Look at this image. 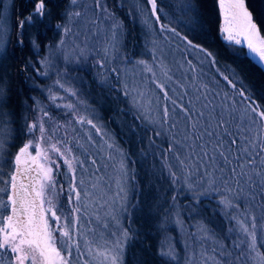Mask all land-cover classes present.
I'll return each instance as SVG.
<instances>
[{
    "label": "rangeland",
    "instance_id": "rangeland-1",
    "mask_svg": "<svg viewBox=\"0 0 264 264\" xmlns=\"http://www.w3.org/2000/svg\"><path fill=\"white\" fill-rule=\"evenodd\" d=\"M11 2L12 0H0V56L3 53L2 45L7 43L9 37L8 31L10 28L8 27L7 20L9 18ZM77 4H79L80 7L75 10L81 11L83 15L79 18L78 23L74 21L69 25L72 28V34H70L65 41V50L71 53L76 45L82 47L83 45L81 42L84 41L87 36L89 43L95 45V48L92 49L93 56L90 59H78L77 56L72 55L71 62H67L64 59V55L61 54L58 58H53L51 67H47L39 63L49 54V47L46 48L45 54L38 61V66L34 67L35 76L45 81L44 83L40 81L37 82L39 89L48 100L49 105L55 109L56 113L68 112L69 115L65 117L64 120L63 118L61 120L55 118L54 115L56 114L54 112L42 109V105L40 104L37 106L33 100V123H38L41 120L43 111H46L48 112V119L45 127L49 135L51 132L55 131L56 125L59 124L62 125V127L59 129L57 136L50 138L47 142L41 139V132L39 128H37L34 137L30 136L25 142L29 143L31 141L27 156H22L20 160V166L22 168H28L32 166L33 159L37 158L39 153V158L35 160V163L44 169L51 167L53 173L52 179L55 183L54 187H46L44 190L42 196V199L45 201L44 207H52L53 205L60 204V201H58L56 197L57 189L60 187V184L56 180V174H60L62 171V185L67 179L72 181L71 177L73 173L68 163L65 161L67 160L72 163L73 167H75L74 158H78L80 161L85 162L83 168L78 169L75 175L77 181L84 182L80 185V188L84 189V191L81 192L80 206L87 215L88 222H85V214L81 215L79 218L78 232L84 236V240L90 239L91 241L88 243L78 241V243H81V251H79V256H77L76 253L72 254V257L75 258V262H77L75 264H110V257L107 261L104 259L105 255L108 254L106 248H112L116 241L119 240L120 246L123 249L126 241L124 239L125 229L123 222L128 210L129 197L132 192L131 180L133 175L130 165L132 161H134L133 159L129 161V157L125 150L116 143L115 136L104 127L100 119L101 115L98 108L89 103L90 101L87 95L83 93V90L76 83V75L81 69L85 70L98 85L101 86L104 84L110 89L119 91V96H117L116 93L110 92L115 102L118 103V99L122 98L126 101L127 107L132 115H140L143 117V119L135 120L138 125L142 126V123L148 127L147 134L143 136L144 140L142 138L143 150H141V152L144 154L147 153L149 143L156 144L154 143V138H152L153 135L155 137L158 135L161 138H165L169 140L171 144L175 142V147L169 155L166 153L164 156L158 154L161 152L158 151L159 149H157L156 145L150 149L151 152L159 158V161L154 162L155 167L154 172H152L153 179L160 177L164 179L162 175V170H164V176L169 178L168 180L172 184H167V186L162 188L161 185L160 188L157 189V195L161 194L158 201H162V198H165L164 194L170 192L168 197L163 200L165 201V203L162 202L163 206L162 203L160 204L161 211L159 213V222L157 221L156 223L160 235L159 252L161 253L163 251L168 253V255H164V257L178 261L181 264H262L260 255L264 253V247L260 245L264 244V118H261L259 113L253 115L250 108V110L243 109L239 102L235 101L234 103L228 104L227 99L223 96L213 98L208 95V100H211L212 103L209 104L206 115H210L213 106H224V116L225 119L228 120V125L231 123V119H233V124L228 126L229 131L233 135L238 136L241 141L244 139L248 140L247 145H241V151H243L244 147L248 148V155L252 159L253 166H247V161L243 156L240 158V163L245 165L243 171L247 173L243 179L248 181L249 177H251V181L247 184H240V187L243 188V192L228 193L227 199L231 202L230 207L219 203L221 200L225 199V196L219 194L216 190H212L210 183L202 181L200 175L195 176V184L198 185L199 183H203L204 186L198 188V194L203 193V195H199L197 198V195H194L188 190L189 181L186 178L187 173L184 172L183 169H179V166L177 176L180 180L181 187H177L172 183L168 173L170 170L169 165L177 164L176 157L178 155V150L184 148L183 139L185 136L186 120L185 113L181 111V107L187 106L192 108V118L187 122L190 125L198 120L195 114L201 112L203 110V105L206 103V101L201 99L194 91L193 83L188 77L189 68L181 62L180 53L176 49L160 45V42H158L159 44H155L154 49H152L149 54L148 50L145 48L142 51L144 55L141 56L133 57L125 54V51L122 49L124 35L120 36V43L122 46L119 48V57H116L115 54L111 55L106 66L102 69L98 68L97 61L101 59V56L95 53L103 52L105 34L111 36V32L108 31L111 25H105L103 21L105 18H111L114 23L121 24V20L115 18L113 14L109 15V10L104 2H102V6L105 9L104 14H101V10L87 0H77ZM119 5L120 7L123 6L122 4ZM122 12L126 15L125 12H127V9L125 8ZM91 21H95L96 23L95 26L92 27L91 32H88L89 23ZM139 22L141 23L140 20ZM226 25L227 26H222L220 23L221 36L223 40H225L224 37L231 32L233 35L232 42L235 43L237 39L236 33L231 24L227 23ZM224 28H228L229 32H223L222 29ZM121 31L124 33L123 26ZM62 34L63 29H61V35ZM77 34H79L78 40L76 39ZM61 35H59L53 45L60 41ZM93 36L96 37L95 40L92 39ZM126 55L133 63H127L125 60ZM138 60H144L147 64L152 65L153 71L145 73L141 67L135 65V61ZM69 66L72 67L69 68ZM114 68L120 70L118 74L112 71ZM38 73H47V76L38 75ZM117 76L119 79H117ZM58 79L64 84V89H69L72 92L78 93V95L72 96L69 92H65L64 89L53 86ZM126 83L129 85V91L131 92L127 100L124 98V85ZM157 85H163V90L158 88ZM134 89H138L143 95H137V92L133 91ZM165 92H167V99L164 95ZM50 96H55L60 99L53 102L49 99ZM132 96H137L142 105L139 112H137V109L131 107ZM57 104L72 105L75 110L72 111L65 107L58 108L56 107ZM165 107L169 109L167 123L162 122L163 109ZM242 109L246 112L240 111ZM217 111H219V107H217ZM81 117L84 118L83 124L73 123ZM88 120H92L94 124L100 127L101 133L104 135H98L95 130L86 123ZM116 121L120 125H126L123 114H118ZM173 125H175V127H173ZM63 126L67 127V132ZM7 129V126L4 125V140L6 136H8ZM89 137H91V139H89ZM72 140H75L80 147L74 148L73 152L69 154L71 156L66 155L57 158L50 150L52 146L57 145L58 141H62L65 147H68L67 141L70 142ZM147 140L150 141L148 142ZM109 144L112 145V149H109ZM189 144H192L191 140H189ZM33 145L36 147H33ZM18 151L19 149L17 152ZM63 151L64 149L61 148V152ZM164 152L166 151H163V153ZM2 153L3 152H0V160H2ZM188 154L187 148H184L183 157L186 158ZM231 155L234 158L236 156V151L233 150ZM15 156L13 158L12 171L15 170ZM93 159L96 160L95 164H92ZM140 159H142L141 156L140 158L138 157V160ZM147 159L145 160L146 162ZM50 161H54L55 164L60 165L59 171H57L53 164L49 163ZM216 166V164H212L209 168V172H212ZM234 166H236L235 161L228 167L231 168ZM192 168L193 173H195V166L193 165ZM145 170L147 169L143 167L144 172ZM200 171L203 173L204 170L201 169ZM240 171L241 169L237 167V172L239 173ZM67 175L69 176L67 177ZM212 178L213 177L210 176L209 181ZM214 178L217 181L227 179V169L223 177L220 172H215ZM19 182L20 181H18V183ZM118 182H122V186L126 188V199L117 201L114 205L113 198L116 195ZM24 183H27V181H24ZM35 183L39 185L41 182L40 180H35ZM230 183L232 188H236L238 181L233 177ZM70 185L72 186V182ZM63 186H61L62 190H64ZM219 187L227 193L228 190L224 188L222 184H220ZM80 188H78L77 191H79ZM37 190H40L39 187H37ZM85 192H87V195L84 194ZM8 194H11L10 184ZM179 194L188 197L187 201L184 203L185 205L183 204L182 206L185 208L186 206L189 207H187L188 210L186 213L192 219L190 229L186 228V223H184L176 200L173 201L172 196L175 195L178 197ZM206 196L214 197L217 200V204H211L210 207H215L220 213L222 212L225 214L228 210L233 211L230 217L234 222H231V225L233 223V231L230 233L231 239L229 240V246H226L223 239L217 238L214 232H211L209 229L208 232L201 231V228L206 227L197 217L192 216L193 208L190 202ZM47 201H51V204L47 203ZM62 205H64V203ZM73 208L75 207L73 206L72 209ZM169 208H171V212H167ZM8 214L9 213H6L5 215ZM56 214L61 218V225H63L64 217L68 215L66 209L64 208L63 211ZM253 218H255L256 225L259 229L257 251L252 253V256L256 257L255 260L251 259L249 255L248 244L244 242L245 234L239 230L244 220L248 221L244 226L250 229ZM211 219L216 226L220 227L221 221L215 218L213 213L211 214ZM50 225L51 227L56 226L51 222ZM54 235L59 239L58 233ZM205 237L207 238L205 239ZM0 238H2V234H0ZM18 243L19 241H17V244ZM237 244H239L240 247H235ZM178 246L183 249L180 253ZM56 247L60 248L61 246L57 244ZM63 247L67 249L68 244L65 243ZM177 249L178 253L176 251ZM75 252L77 251L75 250ZM221 252L223 253V257L227 259L222 258V256L218 254ZM24 254L29 256V260H26L25 264H30L33 256L36 258V264H41L42 258L38 250L24 245L21 252L17 255ZM60 255L64 257L65 260L69 259L67 251L62 250ZM205 256L207 259H205ZM11 259L13 264H15L16 257L13 256ZM56 260L57 264H60L59 258H56ZM0 264H8V256L5 255L0 257Z\"/></svg>",
    "mask_w": 264,
    "mask_h": 264
},
{
    "label": "snow or ice",
    "instance_id": "snow-or-ice-1",
    "mask_svg": "<svg viewBox=\"0 0 264 264\" xmlns=\"http://www.w3.org/2000/svg\"><path fill=\"white\" fill-rule=\"evenodd\" d=\"M30 3L33 5V10L26 16L23 20H19L16 22V25L19 28L18 39L16 41V46L21 50L24 49L26 41L24 36L25 26H32L33 24L39 25L43 24L45 18H55L59 17V21L55 24L56 32L58 35H61V29H63V34L61 35L60 41L57 44L49 45V54L44 57L39 63L44 66L51 67L53 58H58L61 54L64 55V59L67 62H71L72 55L77 56L78 59H90L93 56L92 49L95 48V45L90 44L89 40L86 36L85 40L82 41V47L80 45H76L71 53L66 52L65 50V41L67 37L72 34V28L69 26L74 21L78 23L79 18L83 15L81 11H76L75 9L79 8L80 5L77 4V0H30ZM63 3V7L61 8V4ZM96 8L101 10V14H104L105 9L102 6V0H94ZM146 3L151 5V13L150 15L155 17L156 21L161 19L160 13L164 12L162 7H158V0H146ZM159 3H163V0H159ZM218 7L221 10L227 9V11L231 12V19L229 20L227 15L225 19L230 24L232 20H236L238 18L243 20V27L241 29V34L245 36V39L248 40L247 48L250 54H258L259 59L264 61V39L260 38V28L258 24L254 21L252 13L249 11L246 6V0H217ZM201 0H183V3L180 5V10L185 14H190L191 24L186 25L189 31H194L196 25H200L203 27L202 23V13L200 12ZM95 21H91L89 23L88 32H91L92 27L95 26ZM103 23L105 25H111L108 31L111 32V36L105 34L104 43H103V52H96V55H100L101 59L97 61L98 68H104L108 63V59L111 55L115 54L116 57H119V48L122 46L120 43V36L124 35L122 33V25L114 23L111 18H105ZM169 23H177L180 25L182 22L176 21L175 18H169ZM48 25H45L47 28ZM162 32H171L172 34L179 37V33L176 32L175 28H169L167 24H162L161 29ZM223 32H229L228 28L222 29ZM98 34V33H97ZM39 35V29L37 30V36ZM249 36H255L256 39L260 43V47L257 46L256 43L253 42L252 39H249ZM76 39H79V34L76 35ZM93 40L96 39L95 36L92 37ZM183 41H186L187 47L189 49H194L198 53L203 55L205 61H207L208 66L210 68H215V76L218 80H222L226 86H230L233 90H236L237 83H240L239 89V97L241 100L249 101V107L251 108L252 114L256 115L257 110L259 109V105L256 104L254 100H250L249 96L246 95L248 89L244 86L241 80L236 79V70L230 69L231 75L225 74V72L221 71L219 68V55L220 53L216 51H212L207 47H204L200 43H195L194 40L189 39L188 36H184L181 38ZM226 43L224 44V48L231 52L232 55H237L238 53L234 50L232 41L233 35L231 32L227 36L224 37ZM11 41V37H8V42ZM27 44L30 46V50L33 51L34 55L39 54V50L43 47V43L39 41L37 38H31L27 40ZM235 44H241L240 40H236ZM155 46V45H153ZM4 48L3 56L6 58L7 49L6 44H3ZM135 47V45L133 46ZM127 63H133V61L127 57H125ZM115 62V61H113ZM189 65H191L192 61L188 60ZM135 65L141 67L145 73H149L153 71V66L147 64L144 60L135 61ZM29 67H35L31 60L28 61L27 64H24L21 72L27 71ZM194 70V69H193ZM58 71V70H57ZM112 71L119 73L118 68H114ZM38 75H45L47 73H38ZM117 79L119 77L117 76ZM53 86H58L60 89H64V84L58 79ZM34 87H38L35 86ZM158 88L163 90V85H157ZM124 98L127 100L131 95L129 91V85L126 83L124 85ZM205 91H208L207 85H204ZM65 92H69L70 95L75 96L78 95L76 92H72L69 89H64ZM133 91L137 92V95L142 96L143 93L139 92L138 89H134ZM11 85L10 80L7 78V74H0V152L5 151L4 144H10L12 142L11 133L14 131L13 129H7V132L10 136V139L5 141L3 139L4 135V125H11L15 121L12 119L14 116L15 110L9 109L8 105L12 100L11 96ZM165 98L167 99V92L164 93ZM214 96L216 94H213ZM27 99L35 100L33 97H28ZM49 99L51 101H56L60 99L55 96H50ZM206 103L203 105V110L195 115L198 117V120L195 123L188 124L187 122L191 120L193 110L190 107L182 106L181 111L185 113L186 127H185V136L183 139L184 148L188 150V156L183 157L184 148H180L178 150V155L176 157L177 164L169 165V177L172 180V183L177 187H181L180 180L177 176L178 166L179 169H183L184 172L187 173L188 190L192 192L194 195H203V193L198 194V188H202L203 183L195 184V176L200 175L201 180L204 182H209L212 190H216L219 194L224 195L225 199L221 200L219 203L224 206H231V202L227 199L228 193L231 192H243V188L240 187L241 183H250L251 177H249L248 181H245L243 178L247 175L243 171L245 168L244 164L240 163V158L243 156L247 161V166L252 167V159L248 155V148L244 147L243 151H241V145H247L248 140H240L238 136L233 135L229 131L228 120L225 119L224 106H213L211 109L210 115H206L208 111L209 104L212 103L211 100H208L207 97H203ZM22 104H26V101H22ZM36 105L39 106L40 102L35 101ZM56 107H65L74 111L72 105H59ZM131 107L139 109L142 107L137 96H132ZM175 107V106H174ZM217 107H219V111H217ZM230 107V106H228ZM230 115V113H229ZM259 116L264 118V109L259 110ZM7 118V119H5ZM169 118V109L165 107L163 109V121L164 123L168 122ZM48 119V112L43 111V115L41 120L38 123L29 124L27 119H24V123L22 125L25 128L26 135L33 136L37 128H39L41 132V139L44 142H47L50 138H54L59 133V129L62 125H56L55 131L51 132L50 135L46 131V123ZM133 119H143L142 116L137 115L134 116ZM214 122V123H213ZM73 123H84V118L81 117L79 120L74 121ZM90 125L98 135H104L101 133V128L92 122V120H88L86 122ZM65 127V131L67 132V127ZM175 127V125H173ZM66 139V138H62ZM91 139V137H89ZM189 140L192 141V144H189ZM31 141L29 143H25L22 147L19 148V151L15 156L14 167L15 170L12 171L8 180L2 181L5 187L0 188V234H2V238H0V257L8 256V264H13L12 257L15 256V264H25L26 260H29V256L27 254L17 255L21 252L24 245H27L29 248H34L39 251V255L42 258L41 264H57L56 258H59L60 264H71V252L72 249L75 248L79 251L80 245L76 241L79 236L78 232V222L81 214L80 207H75L71 210V213L64 217V224L61 225V218L57 216V211H60L59 205H53L52 207H44L45 201L42 199L44 190L46 187H54V181L52 179L53 173L51 167L48 169H44L40 165L35 163V160L39 158V153L37 158L33 159L32 166L28 168H22L20 166V160L22 156H27L28 149L30 147ZM33 147H36L33 145ZM80 146L77 144L75 140L69 142V146L65 147L62 141H58L57 145L51 147V151L57 156V158L64 157L68 154H71L74 148H79ZM109 149H112V145H108ZM175 147V142L169 145L168 152H171ZM61 148L64 149L61 152ZM236 151V156L233 158L231 153L232 151ZM162 156L166 155L165 153H161ZM75 167L73 164L68 163L70 170L73 175L72 179V187L69 189V204L76 203L79 205L81 199V192L84 191L83 188H80V185L83 184V181H77L75 173L78 169L83 168L84 161H80L78 158H74ZM235 161L234 167L229 168V165L233 164ZM11 161H3L0 160V164ZM27 163V161H26ZM50 164H53L57 171H59L60 165L55 164L54 161H50ZM96 160H92V164H95ZM212 164H216L217 166L213 169L212 172H209V168ZM195 166V173H193L192 166ZM237 167L241 169V171L237 172ZM201 169H203V173H201ZM228 171V178L217 181L215 177V172H220L221 176H224L225 170ZM0 175H4L2 167H0ZM213 177L209 181V177ZM235 177L238 181L236 188H232L231 179ZM35 180H40V184L37 185ZM18 181H20L18 183ZM27 181V183H24ZM11 186V194H8V185ZM222 184L224 188L228 191L225 193L223 189L219 187ZM39 187V191L37 190ZM80 188L79 191L77 189ZM61 191H63L61 189ZM75 193V197L71 195V193ZM87 195V192L84 193ZM4 196H7V199H3ZM122 199H126V188L122 186V182H118L116 195L113 198V204ZM177 199V196H173V201ZM239 202V201H237ZM47 203L51 204V201H47ZM167 212H171V208L167 210ZM5 213H9L5 215ZM50 214V215H48ZM51 223H54L56 226L51 227ZM248 223L247 220H244L240 226V231L245 234V243L248 244L249 255L251 259L255 260L256 257L252 256V253L257 251V245L259 241V229L256 225L255 218H253L252 226L249 229L245 227ZM201 231L208 232L209 230L206 228H201ZM55 233L59 234V239L54 235ZM207 237H205L206 239ZM124 239L127 240V230L124 232ZM17 241L19 243L17 244ZM67 243L68 247L65 249L63 245ZM59 244L61 247L57 248L56 245ZM264 247V244L260 245ZM235 247H240L239 244L235 245ZM67 251L69 254V259L65 260L64 257L60 255L61 251ZM106 252L104 259L107 261L110 257V264H119L120 255L122 254V248L120 246V241L117 240L112 248H106ZM115 253V254H113ZM54 254V255H53ZM162 256L168 255V253L161 252ZM223 257V253H218ZM205 259L207 257L205 256ZM260 260L262 264H264V253L260 255ZM30 264H36V258L33 256L31 258Z\"/></svg>",
    "mask_w": 264,
    "mask_h": 264
},
{
    "label": "trees",
    "instance_id": "trees-1",
    "mask_svg": "<svg viewBox=\"0 0 264 264\" xmlns=\"http://www.w3.org/2000/svg\"><path fill=\"white\" fill-rule=\"evenodd\" d=\"M87 1L92 2L95 5L94 0ZM102 2L106 3L109 15L113 14L115 18L121 20L125 32L122 46L125 54L133 57L144 55L142 51L145 48L144 46L146 43L151 44V47L146 49L148 50V54L154 49L155 46L153 45L158 42H160V45L172 47L180 53L181 62L189 68L188 77L193 83L195 93H197L201 99L205 96L208 99V95L213 98L223 96L227 99L228 104L236 101L240 103V106H242L243 109H249V101L241 100L239 97L240 83H237L236 90H233L230 86H226L222 80H218L215 76L216 69L210 68L207 61L204 60L203 55L194 49H189L186 41L181 39L184 36H188V38L194 40L195 43H200L204 47L220 53L218 57V66L220 70L225 72V74L231 75L230 69H235L236 79L241 80L242 78V83L248 89L246 95L249 96L250 100H254L256 104L259 105L257 113H259L260 109H264V71L246 56L244 49L240 45L231 42L234 50L238 53L237 55H232L231 52L224 48L226 41L223 40L220 32L221 18L217 0H201L200 12L203 14V27L196 25L194 31H189L186 27V25L191 24V20L190 14H185L180 10V5L183 3V0H163V3H159L158 0V7L164 9V12L160 13L161 19L159 21H156L155 17L150 15L151 5L147 4L146 0H102ZM119 4H122L123 6L120 7ZM246 5L252 13L254 21L258 24L261 30L260 34L264 39V0H246ZM62 7L63 3L61 4V8ZM125 8L128 12H125L126 15L122 12ZM32 10L33 5L30 3V0H12L9 17L15 18L16 15L26 17ZM169 18H175L176 21L182 23L180 25L177 23H169ZM58 21L59 17L52 19L45 18L43 24H33L32 26L27 25L28 29L25 28L24 31L26 44L23 50L16 46V41L18 39V36H16L18 35L16 28L11 29V33L9 34L11 41H7L6 44L7 56L6 58L2 56L0 59V74H7L12 89V100L9 103L8 108L15 110L14 116L12 117L15 122L11 125H5L8 129L10 128L14 131L11 133L12 142L7 145L2 154V160L11 161V163L4 162L0 164L4 173V175H0V188L5 187L2 181L8 180L12 173L15 153L27 141V138H30V136L25 134L26 129L22 127L24 119L27 118L26 114L29 104L33 101L32 99L27 98H35L34 101H39L42 105V109L54 112L56 114L54 115L55 118L60 120L63 118L64 120V118L69 115L68 112L56 113L55 109L49 105L48 100L42 92L39 89H36L38 87H34V85H38L37 82L39 81L43 83L45 82L42 78H38V76L36 77L32 72L29 74L21 72V67L25 64L26 58L31 56V50L30 46L27 44V40L37 38L42 43L45 41L51 42L55 38V24ZM162 24H167L169 28H175L176 32L179 33V37L171 32H162L160 30ZM45 25H48V27L45 28ZM40 28L43 29V32L46 30V35L41 32ZM38 29L39 35L37 36ZM134 45L135 47H133ZM189 59L192 61L191 65L188 63ZM76 78V83L83 90V93L87 95L90 101L89 103L98 108L101 115L100 119L103 122L104 127L115 136L116 143L125 150L129 157V161L130 159L134 160L132 161L133 165L129 162L131 164L129 165L132 168L133 175L131 180L132 192L129 197L128 210L123 222L124 229L127 230L128 239L124 243L119 264H181L178 261L171 260L160 254V235L156 224L157 221L159 222V213L161 211L160 204L162 202L165 203L163 200L166 199L170 193L164 194L165 198H162V201H158L161 194L157 195V189H159L161 185L162 188L167 186V184H172L168 180L169 178L164 176V170H162L164 179L161 177L153 179L152 172H154V162L159 161V158L151 152L150 149L156 145L159 152L162 153L163 151H166L164 153L169 155L170 152H168V149L171 144L170 141L153 133L157 135V137L154 135L152 136V138H154V143L156 144L149 143L147 153L144 154L141 152V150H143V136L147 134L148 127L142 123V126L136 123V119H133L134 115L130 113L126 101L119 98L118 103L115 102V99L111 96L110 92L116 93L117 96H119V91L96 86L90 75L83 69L79 70ZM204 85H207L208 91H205ZM213 94L216 95L214 96ZM22 101H26V104H22ZM243 109L240 111L246 112ZM118 114H123L126 124L125 126L124 124H121V126L116 121ZM232 124L233 119H231V123L228 126H231ZM67 145L69 146L68 141ZM68 156L71 155L68 154ZM140 156L142 159L138 160V157L140 158ZM146 159L148 164L145 161ZM143 167L147 169L145 172L143 171ZM68 176L69 175H67V177ZM56 177V180L60 184V187L57 189L56 197L57 200H62V202L65 203L64 208L66 209L67 214L69 215L71 213L73 206L80 207V216L85 214L80 203L79 205L76 203L69 204V189L72 187L70 185L72 181L70 179L65 180L63 183L65 186H63L62 171L60 174H56ZM61 186L64 187L63 191H61ZM7 187L9 189V185ZM64 191L67 192V197L62 194ZM71 195L73 198L75 197L74 192L71 193ZM3 199L6 200L7 196H4ZM187 199V196L179 194L176 202L181 211L184 223H186V228L190 229L192 219L186 213L189 207L186 206V208L188 207L186 209L182 206ZM211 204H217V200L211 196L191 201L190 205L193 208L192 216L197 217L203 222L207 229L214 232L217 238L223 239L225 245L229 246V240L231 239L230 233L233 231V223L231 225L233 219L231 220L230 217L233 214V211L228 210L223 214L216 210L215 207H210ZM61 211L60 208V211H57V213H60ZM212 213L213 216L215 215V218H218L219 221H221L220 227L216 226L211 219ZM85 216V222H88L87 215L85 214ZM78 241L88 243L91 240H84V236L79 234L74 242ZM79 245V251H81V243H79ZM75 250L76 249L73 248L71 252V264L77 263L75 262V258L72 257V254L76 253L77 256L80 255V252L77 250V252H75ZM179 250V253L183 251L180 247ZM176 251L178 253V249Z\"/></svg>",
    "mask_w": 264,
    "mask_h": 264
},
{
    "label": "bare ground",
    "instance_id": "bare-ground-1",
    "mask_svg": "<svg viewBox=\"0 0 264 264\" xmlns=\"http://www.w3.org/2000/svg\"><path fill=\"white\" fill-rule=\"evenodd\" d=\"M226 2H227V0H226ZM219 11H220V18H221V25L222 26H227L226 24L228 23V21L225 19V16L227 15V17H228V19L230 20L231 19V12L230 11H227V9H224V10H221L220 8H219ZM25 17H21V16H19V15H16V17L15 18H11V17H9L8 18V20H7V23H8V27L10 28L9 29V34L11 33V29H13V28H16V30H17V32H19V28L17 27V26H15L16 25V22H18L19 20H23ZM0 22H1V18H0ZM231 24V26L233 27V29H234V31H235V33H236V40H240L241 41V44H239L240 46H242L243 47V49H244V51L245 52H247L251 57H253V58H255L256 60L258 59V60H260L259 59V55L258 54H250L249 53V50H248V48H247V43H248V40L247 39H245V36L243 35V34H241V29H242V27H243V20L242 19H240V18H238V19H236V20H232V22L230 23ZM25 28H27V25L25 26ZM28 29V28H27ZM40 30H41V32H43V29H41L40 28ZM45 33V34H44ZM43 34L44 35H46V30H44V32H43ZM124 34H125V32H124ZM9 36V35H8ZM16 36H18V35H16ZM59 37V35L57 34V32H56V35H55V38H54V40H52L51 42H48V41H45L44 43H43V47L39 50V54L38 55H34L33 54V51H31V56L29 57H27L26 58V60H25V64H27L28 63V61L29 60H31L32 61V63L35 65V66H38V61H39V59L45 54V50H46V48L47 47H49V45L50 44H53L55 41H56V39ZM260 38L262 39V37H261V35H260ZM249 39H252L253 40V42L254 43H256L257 44V46L258 47H260L261 45H260V43H259V41L256 39V37L255 36H249ZM124 40V39H123ZM7 44V43H6ZM145 49H147V48H149V47H151V44H148V43H146L145 44ZM3 53H4V48H3ZM3 53H2V55L0 56V59H1V57L3 56ZM260 64H261V66L264 68V61H261L260 60ZM23 66H24V64H23ZM23 66L21 67V68H23ZM70 67H72V66H69V68ZM71 70H72V68H71ZM262 70V69H261ZM263 71V70H262ZM33 73V74H35V68L34 67H29L28 69H27V71H24V73H26V74H29V73ZM36 75V74H35ZM93 80V82H94V84L96 85V86H100V85H98L96 82H95V80L94 79H92ZM38 86V85H37ZM100 87H104V88H108V86H106V85H104V84H102ZM37 90L39 89V86H38V88H36ZM108 89H110V88H108ZM40 90V89H39ZM33 112H34V104H33V101H32V103H30L29 104V107H28V110H27V114H26V116H27V122L29 123V124H33V119H32V116H33ZM25 129V128H24ZM27 130H25V132H26ZM9 134H8V136H6V138H5V141H7V140H9ZM7 143L6 144H4V149H6V147H7ZM4 152V151H3ZM3 154V153H2ZM62 194L63 195H65L66 197L68 196L67 195V192H65L64 191V193L62 192ZM59 201V200H58ZM64 202H62V200L60 201V204H58L59 206H60V208H61V210L63 211L64 210V205H62ZM65 204V203H64ZM63 208V209H62Z\"/></svg>",
    "mask_w": 264,
    "mask_h": 264
},
{
    "label": "water",
    "instance_id": "water-1",
    "mask_svg": "<svg viewBox=\"0 0 264 264\" xmlns=\"http://www.w3.org/2000/svg\"><path fill=\"white\" fill-rule=\"evenodd\" d=\"M247 6V5H246ZM250 11V10H249ZM261 35V34H260ZM262 37V36H261ZM263 39V38H262ZM242 47V46H241ZM243 48V47H242ZM246 56L254 63L256 64L258 67H260V69H262L264 71V68L261 66L260 64V60H256L255 58L251 57L247 52H245Z\"/></svg>",
    "mask_w": 264,
    "mask_h": 264
}]
</instances>
